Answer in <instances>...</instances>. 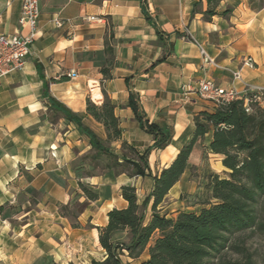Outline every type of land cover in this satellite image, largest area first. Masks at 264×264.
Wrapping results in <instances>:
<instances>
[{"label":"crops","instance_id":"0c3cea01","mask_svg":"<svg viewBox=\"0 0 264 264\" xmlns=\"http://www.w3.org/2000/svg\"><path fill=\"white\" fill-rule=\"evenodd\" d=\"M21 5L22 0H0V34L28 33L19 23ZM38 7L30 54L23 68L0 84V264H91L105 255L96 227L107 224L109 210L127 206L121 186H133L141 204L152 191L153 176L192 138L195 114L213 110L209 102H186L184 86L208 78L228 87L231 71L240 69L244 82L264 87V0H223L210 21L203 18L205 0H41ZM53 19L62 25L55 27ZM197 44L220 68L203 64ZM245 56L252 57L254 68L242 65ZM107 61L111 77L103 79ZM102 90L120 120L121 139L109 145L114 154L122 156V142L139 152L153 144L128 106L130 90L149 122L170 135L164 149L149 154L152 176L130 178L112 171L86 176L90 167L82 158L90 150L88 138L73 121L51 119L48 97L104 138L102 124L86 113L87 99L101 105ZM210 138L195 145L187 169L157 208L161 214L206 206L189 208L181 195L190 185L193 157L212 154ZM79 181L94 188L98 199L87 201ZM76 201L84 204L79 227L60 211ZM92 246L99 251L94 256ZM145 258L124 259L139 264Z\"/></svg>","mask_w":264,"mask_h":264},{"label":"trees","instance_id":"16d2710c","mask_svg":"<svg viewBox=\"0 0 264 264\" xmlns=\"http://www.w3.org/2000/svg\"><path fill=\"white\" fill-rule=\"evenodd\" d=\"M205 1L207 9L203 18L210 21L223 0ZM164 59L157 60L151 67ZM111 68L110 61L101 68L103 79L111 77ZM127 87L130 89L128 83ZM102 95L101 105L86 100V113L102 124L104 138L63 104L48 97L51 119L73 121L88 138L90 150L82 161L90 169L84 174L96 176L112 171L130 178L152 176L149 154L154 149H164L170 143V135L149 122L138 96L130 90L128 106L141 130L153 137V144L139 152L122 142V156L114 154L109 145L121 139L120 120L104 90ZM193 122L192 138L167 167L153 176L152 191L141 204L137 202L133 186H121V197L127 206L109 210L107 224L96 227L105 255L101 260L93 259L91 264H127L124 258L138 260L143 256L146 258L139 264H264V250L251 249L242 238L249 233L264 241V108L246 113L242 101L233 100L211 111L197 112ZM209 136L207 150L221 157L224 170L207 176L206 206L195 212L179 211L175 216L161 214L157 208L187 169L195 145ZM78 186L87 201L98 199V193L91 186L80 181ZM83 205L78 201L61 205V215L68 218L73 227H79V208Z\"/></svg>","mask_w":264,"mask_h":264},{"label":"built area","instance_id":"2783aa9c","mask_svg":"<svg viewBox=\"0 0 264 264\" xmlns=\"http://www.w3.org/2000/svg\"><path fill=\"white\" fill-rule=\"evenodd\" d=\"M41 0H22L21 14L19 18L20 25L28 28L26 35L19 34H0V84L1 80L13 71L23 68L25 59L30 54V46L37 33V23L39 19L38 4ZM86 21L97 20L95 17H85ZM53 25L60 27L62 21L53 19ZM200 49L203 64L220 68V65L203 50L201 45L197 44ZM242 65L248 68H254L255 63L251 56L242 58ZM73 72L67 73L71 78ZM242 84V88H238ZM193 92L194 98L189 94ZM183 99L186 102H209L213 107L227 105L233 100H241L246 113H251L255 108H264V87L243 81L241 70L231 71V83L228 87L217 85L213 80L200 78L197 80L195 87L184 86Z\"/></svg>","mask_w":264,"mask_h":264},{"label":"rangeland","instance_id":"374dc122","mask_svg":"<svg viewBox=\"0 0 264 264\" xmlns=\"http://www.w3.org/2000/svg\"><path fill=\"white\" fill-rule=\"evenodd\" d=\"M99 96V93H96ZM221 157L208 155L206 152L202 151L201 154H197L192 159V167L190 168V181L189 187L187 186V191L183 192L181 198L187 200V206L189 208H194L198 210L201 205L207 202L208 193H206L207 176L211 173H220L224 169L221 166ZM193 187H196L194 190ZM81 191V190H80ZM81 195L84 196L81 192ZM73 209V207H71ZM83 209V206L79 208V211ZM79 223V222H78ZM248 247L251 249L264 250V241L256 236H252L249 233L242 235ZM92 255L99 253L93 246L91 247ZM126 260V259H124ZM127 261V260H126ZM127 264H137L136 261H127Z\"/></svg>","mask_w":264,"mask_h":264}]
</instances>
